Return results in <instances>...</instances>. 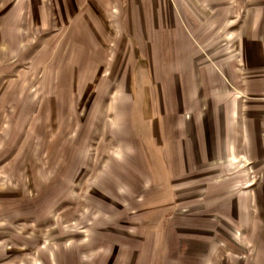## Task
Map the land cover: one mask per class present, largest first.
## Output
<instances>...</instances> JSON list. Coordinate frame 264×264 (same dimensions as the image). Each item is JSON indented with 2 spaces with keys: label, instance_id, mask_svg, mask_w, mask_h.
Returning <instances> with one entry per match:
<instances>
[{
  "label": "rangeland",
  "instance_id": "obj_1",
  "mask_svg": "<svg viewBox=\"0 0 264 264\" xmlns=\"http://www.w3.org/2000/svg\"><path fill=\"white\" fill-rule=\"evenodd\" d=\"M262 82L264 0H0V201L47 250L264 264V195L248 257L227 253L229 202L264 183L228 148Z\"/></svg>",
  "mask_w": 264,
  "mask_h": 264
},
{
  "label": "crops",
  "instance_id": "obj_2",
  "mask_svg": "<svg viewBox=\"0 0 264 264\" xmlns=\"http://www.w3.org/2000/svg\"><path fill=\"white\" fill-rule=\"evenodd\" d=\"M255 88L256 97L263 100L264 86ZM253 111L254 117L246 116L248 112ZM233 114L240 115L236 120L240 122V125L233 131L232 128L229 130L233 132L229 134V161H234V163L246 161L245 168L240 164L243 168L241 171L247 170L249 173L256 170L257 162L262 164L264 169V105L252 109L240 107ZM248 125L251 126L248 127ZM259 140H261V150L258 146L260 143L257 142ZM251 148L256 155L252 153ZM233 149L236 150L234 159L231 156ZM247 151H249V155ZM253 154L254 157H252ZM247 190L252 192L250 195L248 194V203H245L244 197H242L244 192L241 193L239 202L233 203L232 200L229 202V218L227 220L229 222L227 227H238L237 230L233 229L234 233L231 230L228 231L227 253H246V258L251 250L245 247L242 241L246 240L248 244L257 242L256 230L259 225L252 217L256 214L249 201H252L257 207L261 205L260 197L264 195V183L263 181L252 183L246 188V192ZM234 211L239 213V219H235ZM52 238L53 236L48 237L51 239L48 240L49 245L55 244V239ZM35 239L36 236L25 234L24 228H17L15 221L9 216L7 204L0 201V264H170L171 260L167 250L159 252L151 247L143 250L141 247L132 246L130 240L126 243L104 242L103 240L86 243L66 240V245L62 247V250H58L55 246L47 250L44 246L39 245L38 241L34 245ZM150 240L152 241V236L149 242ZM252 248L256 251L255 247ZM243 258L246 259L245 256ZM241 260L243 259L241 258Z\"/></svg>",
  "mask_w": 264,
  "mask_h": 264
}]
</instances>
